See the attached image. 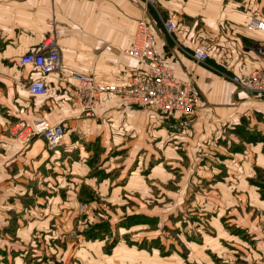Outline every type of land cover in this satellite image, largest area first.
Returning <instances> with one entry per match:
<instances>
[{
  "label": "crops",
  "instance_id": "crops-1",
  "mask_svg": "<svg viewBox=\"0 0 264 264\" xmlns=\"http://www.w3.org/2000/svg\"><path fill=\"white\" fill-rule=\"evenodd\" d=\"M145 10L153 19L156 54L175 76L186 79L193 75L201 96L185 136L170 131L155 110L123 104L112 92L102 94L93 116L80 115L73 108L74 81L69 69L93 74L100 83L121 84L140 66L127 50L133 46L136 24ZM168 18L176 23L171 31L164 25ZM252 18L264 21V0H158L156 7L145 0H0V221L9 220L13 210L20 213L22 205L32 212L38 203H46L38 194L45 188L35 187L29 178L45 182L49 209L54 210L69 203L71 188L81 179L88 178L95 187H109L112 194L120 191L117 184L109 183L110 174L102 179L91 172L95 164L109 171L117 162L114 158L127 154V159H121L130 168L124 188L134 192L132 184H136V192L141 193L138 171L146 168L147 153L160 163L178 156L175 147L182 141L191 150L201 147L202 154L208 145L225 149L235 142L236 138H227L224 144L216 140L242 117L252 112L264 114V95L249 94L232 81L233 75L264 69V30L248 29ZM48 37L54 38L65 68L46 76L47 94H31L24 82L38 77L39 72L31 65L21 66L19 58L38 50ZM199 42L208 43V58L203 61L193 56ZM17 118L30 124L40 119L61 123L64 144L50 149L38 137L23 147L7 135V123ZM255 124L263 130L261 123ZM169 138L172 145L166 146ZM247 140L250 147L260 146L259 140ZM240 141L245 143V139ZM92 148L99 150V159ZM119 151L116 157L105 156ZM260 158L264 161L258 155ZM217 170L222 169L214 172ZM19 255L14 254L16 264L23 263Z\"/></svg>",
  "mask_w": 264,
  "mask_h": 264
},
{
  "label": "rangeland",
  "instance_id": "rangeland-1",
  "mask_svg": "<svg viewBox=\"0 0 264 264\" xmlns=\"http://www.w3.org/2000/svg\"><path fill=\"white\" fill-rule=\"evenodd\" d=\"M263 116L252 112L227 127L216 142L236 139L225 149L211 144L203 155L201 147L191 150L182 141L175 147L178 156L160 163L147 153L146 168L138 171L141 193L136 184L134 192L124 188L130 168L121 161L127 154L114 158L109 171L98 164L91 171L110 174L108 181L119 192L81 179L63 208L49 209L45 182L29 178L35 187L45 188L38 194L46 203L32 212L22 205L20 213L13 210L9 220L0 221V264H16L14 254L22 257L19 264H264V161L257 159L264 158ZM19 119L7 123L13 139L11 126ZM258 122L263 130L257 129ZM191 124L168 128L180 137ZM170 138L166 146L172 145ZM250 138L260 146H248ZM92 150L99 159V150ZM218 168L223 172H214Z\"/></svg>",
  "mask_w": 264,
  "mask_h": 264
},
{
  "label": "built area",
  "instance_id": "built-area-1",
  "mask_svg": "<svg viewBox=\"0 0 264 264\" xmlns=\"http://www.w3.org/2000/svg\"><path fill=\"white\" fill-rule=\"evenodd\" d=\"M149 6H158V0H145ZM168 31L175 29L172 18L165 21ZM153 19L146 10L136 24L133 46L127 53L135 57L140 66L133 69L127 82L121 84H104L97 81L93 74L69 69V77L74 81L72 90L73 108L80 115L93 116L104 92L115 93L123 104L151 108L169 127L188 124L190 118L198 113L201 96L194 84V76L186 79L173 74L171 66L161 59L155 51ZM248 29L264 30V21L250 19ZM262 52L261 48L257 49ZM197 60L208 58V43L199 42L193 50ZM21 66L31 65L39 76L30 78L26 88L31 94H47L49 91L46 76L63 70L62 54L54 38H45L38 50L29 51L19 58ZM232 81L249 94L264 93V69L254 68L245 75H233ZM13 137L27 147L35 138L41 137L50 149L61 147L65 141V129L61 123H52L40 119L33 124L23 119L11 126Z\"/></svg>",
  "mask_w": 264,
  "mask_h": 264
}]
</instances>
